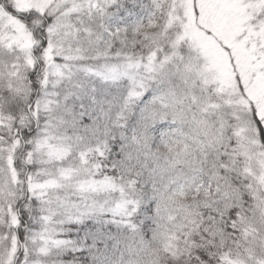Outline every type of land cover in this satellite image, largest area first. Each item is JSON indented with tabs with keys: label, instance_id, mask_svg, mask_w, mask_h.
I'll use <instances>...</instances> for the list:
<instances>
[{
	"label": "snow or ice",
	"instance_id": "obj_1",
	"mask_svg": "<svg viewBox=\"0 0 264 264\" xmlns=\"http://www.w3.org/2000/svg\"><path fill=\"white\" fill-rule=\"evenodd\" d=\"M0 264H264V0H0Z\"/></svg>",
	"mask_w": 264,
	"mask_h": 264
}]
</instances>
